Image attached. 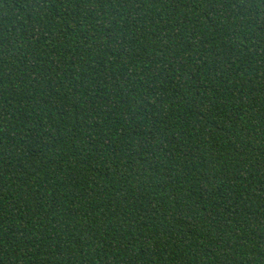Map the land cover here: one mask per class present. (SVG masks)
Returning a JSON list of instances; mask_svg holds the SVG:
<instances>
[{
  "label": "trees",
  "instance_id": "1",
  "mask_svg": "<svg viewBox=\"0 0 264 264\" xmlns=\"http://www.w3.org/2000/svg\"><path fill=\"white\" fill-rule=\"evenodd\" d=\"M0 264H264V0H0Z\"/></svg>",
  "mask_w": 264,
  "mask_h": 264
}]
</instances>
